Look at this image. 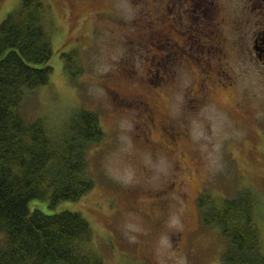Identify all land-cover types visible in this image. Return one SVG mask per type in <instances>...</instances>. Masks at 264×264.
Returning a JSON list of instances; mask_svg holds the SVG:
<instances>
[{"label": "rangeland", "instance_id": "rangeland-1", "mask_svg": "<svg viewBox=\"0 0 264 264\" xmlns=\"http://www.w3.org/2000/svg\"><path fill=\"white\" fill-rule=\"evenodd\" d=\"M45 1L53 71L19 111L56 131L88 109L105 135L87 150L86 194L30 208L81 212L102 264H223L227 239L199 200L246 188L264 247V2ZM20 2L0 0V23Z\"/></svg>", "mask_w": 264, "mask_h": 264}, {"label": "trees", "instance_id": "trees-1", "mask_svg": "<svg viewBox=\"0 0 264 264\" xmlns=\"http://www.w3.org/2000/svg\"><path fill=\"white\" fill-rule=\"evenodd\" d=\"M48 9L45 0H21L0 23V264H102L81 212L30 208L36 199L56 205L86 194L95 183L86 172L87 150L105 135L88 109L56 131L19 111L25 93L47 84L53 71ZM199 205L205 225L219 227L227 239L223 264H264L258 202L250 190L235 198L206 193Z\"/></svg>", "mask_w": 264, "mask_h": 264}, {"label": "flooded vegetation", "instance_id": "flooded-vegetation-1", "mask_svg": "<svg viewBox=\"0 0 264 264\" xmlns=\"http://www.w3.org/2000/svg\"><path fill=\"white\" fill-rule=\"evenodd\" d=\"M194 1H197V3H198L197 7H200L202 4H205L204 3L205 0H194ZM259 1L261 2V4L264 2V0H259ZM207 2L210 5H212L213 3H215V0H207ZM208 7L209 6L207 5V7H206L207 10H205V12L207 11V13L209 12L208 11ZM220 23L221 22L216 21L214 24L220 25ZM216 29L218 30V32H216L215 34L212 35V38L214 39V42H215V46H219V49L217 50V48H216V50L218 51V53H220L219 54V57H222V56L227 57L226 52H225V49H224V45L222 43V41L224 40V38L221 37V31L218 28H216ZM260 40H261V36H259V34H258V36L254 40L255 41L254 42V50L255 51L258 50V52L261 51V53L263 54L264 53V47H262L260 45V43H261ZM260 56H261V54H260Z\"/></svg>", "mask_w": 264, "mask_h": 264}]
</instances>
